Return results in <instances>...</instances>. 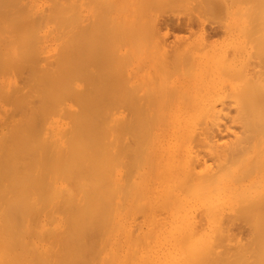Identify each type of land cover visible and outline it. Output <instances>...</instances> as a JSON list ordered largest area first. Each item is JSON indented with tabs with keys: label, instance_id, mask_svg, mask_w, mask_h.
<instances>
[{
	"label": "bare ground",
	"instance_id": "6f19581e",
	"mask_svg": "<svg viewBox=\"0 0 264 264\" xmlns=\"http://www.w3.org/2000/svg\"><path fill=\"white\" fill-rule=\"evenodd\" d=\"M96 1H93L94 6ZM175 1L179 3L178 0ZM149 2H155L161 6L163 3L168 4L170 0H166L167 3L165 0L160 2L149 0ZM171 2L174 1L171 0ZM85 3L89 2L86 0H0V264H26V257H22L21 254L20 257L15 249L18 246L28 247L31 244L36 245V248L46 245L49 249L55 244L63 250H88V252L95 251L97 248H103V250L108 248L109 250L110 247L119 246L138 247V250H141L139 247L159 248V251H161L160 248L165 250L187 248L207 252L217 249L220 252L226 249L228 251L236 249L237 252H246L245 257L248 264H264V103L261 100L262 87L260 91H257V95H254L258 96V92L259 95L261 93L262 96H258L260 100L251 95L255 92L249 91L250 96L256 100L255 104H252L253 101L250 102L249 98L250 101L245 100L248 101L247 103L240 101L248 94V91L240 90L242 86H245L243 83L239 89L236 88V91H233L234 93L230 92L234 94L235 98L232 97L231 101L235 104H226L233 102L230 99L228 102L222 100V96L220 99L224 103L220 100L218 101L221 103L215 100L220 104L213 103L214 101L205 102V99L197 97L202 89L194 97L190 91L192 99L188 100L192 101L191 103L190 101L170 103L168 101L170 92L168 93L166 88L163 92L166 91L168 95L165 96V93H162L165 97L161 98L159 92L163 88L161 89L160 85H158L159 88L153 89L149 86L150 91L147 89L150 93L155 90L156 94L160 95L159 99L155 98L158 102L150 98L151 95H148L149 98L145 97L142 91L141 95H138L140 91L135 93L138 95L137 99L136 95L127 92L128 90L123 89L122 91L121 89L125 87L121 86L120 89L119 81H115V77L119 75H114L111 70V72L108 70L111 69L109 67H113L114 57L122 53L114 57V54L112 56H109L110 53L105 54L108 56L107 59L113 57L112 60L110 58L112 65L104 69L109 63L102 64L100 67L98 64L96 65L98 70L95 67L96 72L91 70L95 69L90 65L91 51L92 54L95 52V56L92 55L95 61L91 63L94 66V62L98 63L105 58L104 53L108 48L103 47L107 42L101 45L102 35L106 32L105 27L102 29L105 32H101L102 27H99L101 18L104 19L106 16H102L101 13L102 17L95 18L97 21L94 20L95 28L88 25L90 26V31H88L86 25L90 17L85 19L86 22L88 21L86 25L84 17L88 15L87 9L90 4H87L89 7L86 8ZM100 4L96 6L99 7ZM202 5L207 7L206 4ZM120 8L115 12L118 11L119 14ZM166 8L168 7L164 10ZM151 9H153L152 5ZM138 10L142 9L138 8L136 11ZM98 11L95 14L99 13ZM111 11H113L111 15L116 17L114 10ZM248 11L250 9L245 11L246 15ZM121 13L120 15L123 16L121 19L129 20L130 16L126 19L125 14ZM141 13L139 11V14ZM157 13L159 14V8ZM250 14L248 13L251 22L254 13L250 11ZM193 15L191 17H194ZM94 16L93 14V18ZM132 17L129 22L133 21ZM138 18L136 19L139 20ZM110 19L108 26H113L110 23L114 19L112 17ZM253 19L255 21L256 18ZM118 20L119 18L115 19L117 23L124 22ZM190 20L186 23L180 21L172 25V29L176 27L182 29L185 24L188 27ZM90 21L93 22V20ZM157 21L153 22L155 26L160 22L159 19ZM126 23L122 26L130 24ZM159 24L160 27L157 25L159 28L155 26L154 28L159 29L160 33L156 31L155 34L158 32L160 38L155 37L162 40L165 46L167 42L166 37L163 38L164 30L161 33L160 29L165 28L167 24ZM130 25L127 27L130 28ZM161 25H164L163 28ZM254 25L251 29H254ZM143 27L140 28L143 29ZM117 28H115L116 31ZM91 29L95 30V33L93 32L94 47H92L94 41L91 40L93 31ZM112 31L110 35H116L114 30ZM244 31L242 33H246V37H249L248 31ZM124 32L126 33V30H122L121 34ZM107 35L103 39L110 42L111 38L109 36V40ZM138 35L135 34V37L137 38ZM167 35L168 33L165 36ZM147 39L149 40V37ZM208 42L210 43L211 40ZM263 42L264 40L261 41V47L264 46ZM212 45L210 43L209 46ZM245 46L248 45L245 44ZM189 47L187 49H193L194 45ZM92 48H95V51ZM100 48L101 51L105 49L104 58L102 54L99 58ZM111 48H108V52ZM166 48L169 49L166 50L167 52L174 49ZM162 49L163 53L165 49L163 51ZM180 49L177 48L175 53L172 51L169 53L176 55ZM128 50L126 49L125 53ZM189 50L186 51L188 54L191 52ZM261 50L260 56L261 54L263 56L264 49ZM130 51L133 50L130 49ZM227 51L232 54L230 48ZM173 54L170 55V60ZM122 58L124 59V56ZM256 59L255 57L253 59L255 63ZM227 60L228 58L221 59L224 63ZM248 60L250 61L251 58ZM262 60L263 58L259 57L260 66H264ZM206 61H208L207 58ZM246 66L252 71L253 67L251 68L249 63ZM164 69L163 67L161 70ZM129 71L130 69L125 70L126 73ZM225 71L224 73H228ZM120 72L123 73V70ZM253 72L255 71L253 70L251 75ZM231 73L234 74L228 73V75H235V72ZM256 73H254L255 76ZM131 74L126 75L132 76ZM244 75L246 76L242 73V76ZM248 76L250 77V73ZM257 77L252 78L254 83L257 82ZM137 80L139 83L140 79ZM134 83L136 84L135 81ZM246 83L249 85L248 82ZM258 85L256 84V87ZM128 88H130L129 85ZM132 89L134 90L135 86ZM172 90L170 91L177 93V89ZM185 91L183 88L181 92L186 95ZM241 92L244 93L242 95L244 98L241 96L242 99L239 98ZM230 93L227 94V99L229 95H232ZM200 94L202 95V92ZM142 95L148 98V103L138 101L139 96L144 100ZM175 95L178 97L177 94ZM214 96L211 97L216 99ZM188 97L189 95L183 98L186 100ZM177 99L174 101H178ZM234 99L240 102L237 103ZM237 224L246 227L245 239L238 235L240 233L234 232ZM21 234L24 238L26 234L42 236L52 234L58 235L57 238L60 235V239L54 236L57 240H52L55 242L51 245L49 239L45 240L48 241L45 244L44 241V243L39 242L33 237L28 238L29 240L21 239ZM61 235H63L62 238ZM41 239L44 240V238ZM215 252L217 256V251ZM227 254L225 253L223 256L226 255V257L223 258L230 263L234 260L231 258L233 255L227 256ZM79 256H85L81 254L76 256L79 260L81 259L82 264L83 260ZM236 256L235 260L239 261ZM86 257L83 259L89 261ZM189 257L187 255L185 258L189 259ZM72 258L74 259L73 256ZM61 259L59 258L58 261L60 264L67 262ZM78 259L76 263L79 264ZM220 260L224 261L222 258ZM220 260L217 259V261ZM38 263L41 264L40 261Z\"/></svg>",
	"mask_w": 264,
	"mask_h": 264
},
{
	"label": "rangeland",
	"instance_id": "374dc122",
	"mask_svg": "<svg viewBox=\"0 0 264 264\" xmlns=\"http://www.w3.org/2000/svg\"><path fill=\"white\" fill-rule=\"evenodd\" d=\"M85 1V0H84ZM86 1H88L89 3H85L86 4V8L87 7H91V9H90V7L87 9L89 12H87V16L86 17H84V23H85V25L87 24V22L89 21V23L86 25L87 26V28H88V31H90V29H89V27L90 26H88V25H92V27H94L95 26V24H96V22H94V20L95 21H97L96 19L98 18V17H102V16H106V18L104 17V19H103V17L101 18V26H99V27H102V28H100L101 30L102 29H104L103 27H105V30H106V32H109V33H106L105 32V30L103 31H101V32H105V33H103V38H106V35H107V38L110 40V38H111V40H110V42L107 40V41H105L106 39H103L102 38V44L101 45H103L105 42H107V43H105V45H103V47L106 49V47H108V48H111V47H113V48H111V49H109V52H108V48L106 49V51H105V53H104V50L105 49H102V51H101V48H100V56H99V58H101V54L103 55V53H104V55L106 54V55H108V53H110L109 54V56H112L113 54V57L114 56H117V55H119V54H121L122 55V57L124 56V59L121 57V55H119V56H117V57H119L118 59H117V57H114V59L112 60V58L113 57H110L111 58V60H112V63H114V64H116V66H118V67H116L114 64L112 65V63H111V60H110V58L109 59H107L108 58V56H106L105 55V58H104V55H103V57L102 58H104L105 59V61H104V59L102 60L101 59V61L100 62H94L93 64H94V66L91 64L93 61H95V59H94V57L92 56V55H94L95 56V52L92 54V51H91V63H90V65L92 66V68L94 67H96L97 68V70H98V67L96 66V65H98V64H100L99 65V67L100 66H102V64H104V65H107V63H109L108 64V66H103L104 67V69H107V67H109V65L111 66H115L114 68L116 69H114V71L112 70V68L113 67H109V68H111V69H108L109 71L111 70L112 72H113V74L114 75H119V76H117V78L115 77V81H119L118 83H120L119 85V88L121 89L122 87H125V88H122L121 90L122 91H126V90H128L127 92H129V93H131V94H134V96L137 94V93H139V91L141 92H143V95L145 96V97H148V95H151V96H149L150 98H154V100L156 101V102H158V100L157 99H159L160 98V95H161V98H163L164 99V97L166 96V95H168L167 94V92L165 91V92H163L165 89L164 88H166V90L168 91V93H169V95L172 97H170L169 95H168V98H169V102L170 103H176V102H183V103H188V101H190L191 99H192V97H194L195 95H196V93L198 94V91L200 90V89H202L201 91H199L200 93L202 92V95L199 93V95L197 96V97H199L200 96V98H202V99H205L204 101L205 102H211L212 103V101H214L213 103H216V104H220L221 102L220 101H222L223 99H224V101L225 100H227V102L229 101V99H230V101L232 100V97H234L233 95V91H236V88H240L241 87V84L243 83V85L245 84V86L247 87H245V86H242L241 87V91L243 92V90L242 89H244L246 92L248 91V94H247V97H246V95H245V97L247 98H245V99H243V100H240V99H242V97L244 98V96H242V95H244V93L242 94V92L241 93H239L240 95V99L239 98H236V99H239L241 102L242 101H245V100H249L250 102H252L253 101V103L252 104H255V102L254 101H256V100H254V98L253 97H251L250 96V94L251 93H253V92H255V93H253V94H251V95H257L256 93H257V91H260L261 90V87H262V94H263V96L261 95V93H260V95L262 96V98H261V100H263V103H264V77H263V75H264V66H260L261 65V63H259L260 62V60H259V62H258V59H259V57H261V59L263 58V60H262V65H264V55L262 56V54H261V56H260V53H262L261 51V49L263 48L264 49V46L263 47H261L262 45V43H261V41L262 40H264V16L262 17V15H264L262 12H264V0H178V2L179 3H177V1H175V0H173L174 2L172 3L171 2V0H170V2H168V4H165V3H163L161 6H160V4H158V3H156L155 4V2L153 3H150L149 2V0H147V2H148V7H147V2H146V0H132L131 2H129L130 0H111L110 1V3H109V0H105L104 2H103V0L102 1H100V0H86ZM93 1H96L95 2V6H94V3H93ZM143 1V3H141ZM145 1V2H144ZM153 1V0H152ZM161 1V0H160ZM159 0H158V2H160ZM101 2H103L102 4H100ZM105 2H106V4H105ZM114 4V6H113V4ZM164 2V1H163ZM165 2H166V0H165ZM204 2V3H203ZM136 3H137V5H136ZM139 3H140V5H139ZM167 3V2H166ZM187 3V4H186ZM199 3H200V5H199ZM207 3H209L208 5H207ZM89 6H88V5ZM97 4H100L99 5V7L98 6H96ZM108 4H111V5H108ZM165 4V5H164ZM202 4H206V6L207 7H205L204 5H202ZM102 5H103V7H102ZM150 5V6H149ZM151 5H152V7H153V9H151ZM165 7H168V8H166L165 10H164V6ZM210 5V6H209ZM228 5V6H227ZM105 6H106V8H105ZM107 6L109 7V8H107ZM112 6V7H111ZM124 6V7H123ZM134 6V8L132 9V7ZM138 7L139 9H142V10H138V11H136L138 8H136L135 9V7ZM247 6H248V9H247ZM93 7H95V8H93ZM96 7H97V10H99L98 12L99 13H97V14H95L96 13V11H95V9H96ZM100 7H102V8H100ZM113 7L115 8V9H113ZM121 7V8H120ZM126 7H127V9H126ZM146 7V8H145ZM161 7H162V9L164 10H162L161 9ZM204 7V8H203ZM209 7V8H208ZM118 8H120V11L121 12H123V13H121L120 11H119V14L117 13V12H115V10L117 9V10H119ZM123 8V9H122ZM124 8L126 9V10H124ZM158 8H159V14H161L160 16H159V14L157 13V10H158ZM202 8V9H201ZM207 10H206V9ZM228 10H227V9ZM90 9V10H89ZM94 10V12H93V10ZM109 9V10H108ZM132 9V10H131ZM146 9V10H145ZM168 9V10H167ZM249 10L250 9V11H251V13H254L253 15H252V20H251V22H250V19H251V17L248 15V13L250 14V11H248L247 12V15H246V10ZM103 10H105L104 11V13L102 12ZM111 10H114V12L116 13H114L115 15H116V17H113L111 14H112V12L113 11H111ZM123 10V11H122ZM206 10V11H205ZM214 10V11H213ZM227 10V11H226ZM238 10V11H237ZM245 10V11H244ZM111 11V12H110ZM128 12V14H127V12ZM136 11V12H135ZM139 11H140V13L141 14H139ZM161 11V12H160ZM205 11V12H204ZM236 11V12H235ZM132 12V13H131ZM133 12H134V14H133ZM138 12V13H137ZM144 12V13H143ZM200 12V13H199ZM209 12V13H208ZM91 13V14H90ZM101 13H102V16H101ZM120 13L121 14H125V18L127 19V18H129V16H130V18L134 15V17H132V19H133V21L131 20L130 22H129V20H130V18H129V20L127 21V20H125L124 18H122V19H124L123 21H122V19H121V16L122 15H120ZM130 13V14H129ZM137 15H136V14ZM243 13V14H242ZM93 14L95 15L94 16V18H93ZM100 16H99V15ZM105 14V15H104ZM108 14H110L111 15V17L114 19H112L113 20V22L115 21V19H117V18H119V20H121L123 23L122 24H124V23H126V22H128V23H132V22H134V24L132 23L131 25L130 24H128V25H130V28H128L127 26H126V24L124 25V27H125V29H124V27L122 26V24H121V22H111L110 23V25H113L114 26V29H113V26H108L109 25V22H110V15H108ZM133 14V15H132ZM194 14V15H193ZM114 15V16H115ZM194 16V17H191V16ZM199 15V16H198ZM251 15V14H250ZM258 15H260V16H258ZM117 16H119V17H117ZM138 16H140L139 18H138ZM142 16V17H141ZM155 16H156V19H155ZM198 16V17H197ZM88 17H90V18H88ZM123 17V16H122ZM188 17H189V19H188ZM191 17V18H190ZM250 17V18H249ZM256 18L255 19V21H253L254 19L253 18ZM88 18V19H87ZM96 18V19H95ZM136 18H138L139 20H137ZM152 18V19H151ZM159 19V23H162V24H167V26L165 25V28H163V26L164 25H161L162 27L161 28H163V29H160V31H161V33L163 32V30H164V35H163V38H165V41L167 42H165L166 44H164L165 46H163V42H162V40H160L159 38H160V35H158L160 32L158 31L159 29H157V30H155L160 24L159 23H157V25L155 26V23H156V21ZM198 18V19H197ZM261 18V19H260ZM85 19H87L88 21L86 22V20ZM136 19V20H135ZM146 20V22H144L145 20ZM191 19V20H190ZM260 20L259 22L257 21V20ZM90 20H93V22L91 23V21ZM107 20H108V22H107ZM118 20V21H119ZM142 20V21H141ZM188 20H190L189 21V25H188V27L187 26H183V28L182 29H179V28H174V29H172V25H174V24H177L178 22H180V21H182L183 23H186ZM248 20V21H247ZM262 20V21H261ZM102 21H103V23H102ZM105 21H106V23H107V26H106V23H105ZM126 21V22H125ZM135 21H137V22H135ZM155 21V23H153ZM185 21V22H184ZM254 23H253V22ZM257 21V22H256ZM158 22V21H157ZM165 22V23H164ZM249 22H250V24H249ZM261 22V23H260ZM95 23V24H94ZM105 23V24H104ZM151 23V24H150ZM252 23V24H251ZM119 24V25H118ZM255 24V25H254ZM262 24H263V26H262ZM100 25V24H99ZM118 25V26H117ZM133 25V26H132ZM140 27H143V29L142 28H140ZM252 25H254V29H251V26ZM120 27V28H117V27ZM121 26H122V29H121ZM132 26V27H131ZM154 26L156 27V28H154ZM228 26V27H227ZM230 26V27H229ZM255 26H256V28H255ZM91 27V28H92ZM107 27H109V28H111V29H109V28H107ZM137 27V28H136ZM160 27V26H159ZM158 27V28H159ZM215 27H216V29H215ZM227 27V28H226ZM248 27V28H247ZM95 28V27H94ZM109 29V30H107V29ZM115 28H117L118 30V32L116 31V29ZM127 28V29H126ZM133 28V29H132ZM149 28H150V30H149ZM167 28V29H166ZM245 28H247V30L245 29ZM249 28H250V30H249ZM252 28H253V26H252ZM136 29V30H135ZM218 29V30H217ZM244 29H245V31H244ZM256 29V30H255ZM263 29V30H262ZM91 30H93L92 31V36H91V32H89L90 33V36H91V40H93V37H94V34H93V32L95 33V30L94 29H91ZM111 30V31H110ZM112 30H114V32L116 33V35H110L111 34V32L113 33V31ZM122 30L123 31H125L126 30V33L124 32V33H122L121 34V32H122ZM129 30V31H128ZM146 30V31H145ZM215 30V31H214ZM255 30V31H254ZM121 31V32H120ZM128 31V32H127ZM137 31V32H136ZM141 31V32H140ZM156 31H158L156 34H155V32ZM213 31H214V33H213ZM218 31V32H217ZM225 31V33H227V34H225V33H223ZM228 31V32H227ZM247 32V33H249L250 35H248L249 37H246L247 36V34L246 33H242V32ZM254 31V32H253ZM149 32V33H148ZM152 34H151V33ZM256 32V33H255ZM118 33H120V34H118ZM130 33V34H129ZM141 33V34H140ZM144 33V34H143ZM168 33V35L167 36H165L166 34ZM255 33V34H254ZM134 34V35H133ZM135 34H139L138 35V37L136 38L135 37ZM151 34V35H150ZM223 34H225V36L223 35ZM252 34V35H251ZM127 35V36H126ZM143 35V36H142ZM154 35V36H153ZM255 35V36H254ZM257 35V36H256ZM259 35V36H258ZM109 36H110V38H109ZM115 37V38H112V37ZM137 36V35H136ZM149 37V40L147 39L148 37ZM151 36V37H150ZM154 38H153V37ZM158 37L159 36V38L157 39L156 37ZM208 36V37H207ZM118 37H119V39H118ZM135 37V38H134ZM141 37H142V39H141ZM144 37H146V38H144ZM162 37V36H161ZM210 37V38H209ZM240 37V38H239ZM254 37V39H252ZM257 37V38H256ZM259 37V38H258ZM124 38V39H123ZM151 38V39H150ZM156 38V39H155ZM248 38H249V40H248ZM117 39V40H116ZM136 39V40H135ZM144 39V40H143ZM167 39V40H166ZM209 39V40H208ZM237 39V40H236ZM104 40V41H103ZM158 40L161 42H158ZM210 41L211 40V44H213L212 46H209L210 45V43L208 42H205V41ZM214 40V41H213ZM247 40H248V42H247ZM250 40H251V42H250ZM261 40V41H260ZM94 41V43L92 44L93 46L92 47H94V45H95V40H93ZM129 41H131V42H129ZM136 41V42H135ZM187 41V42H186ZM212 41H213V43H212ZM258 41V42H257ZM260 41V42H259ZM118 44H117V43ZM145 42V43H144ZM155 42V43H154ZM247 42V43H246ZM252 42H253V45H252ZM101 43V42H100ZM108 43H109V45H111V47H109V45H108ZM115 43V44H114ZM120 43H122V44H120ZM157 43V44H156ZM204 43V44H203ZM249 43V44H248ZM258 43V44H257ZM260 43V44H259ZM138 44V45H137ZM151 44V45H150ZM197 44V45H196ZM206 44H207V46H206ZM245 44H247L248 46L246 47L245 46ZM152 45L155 47H152ZM161 45H162V48H164L165 49V51H163L164 49H162L161 48ZM194 45V47L196 46V48H194L193 47V49L191 48L192 46ZM204 45V46H203ZM237 45V46H236ZM250 45V46H249ZM260 45V46H259ZM263 45H264V42H263ZM125 46H127L126 47V49L129 51H127L126 53H125V51H126V49L124 50V47ZM160 48H159V47ZM189 46H191V47H189ZM214 46H215V48H214ZM244 46V47H243ZM96 47V46H95ZM102 47V48H103ZM119 47V48H118ZM129 47V48H128ZM166 47H169L170 49L171 48H174V49H172L171 51L172 52H176V50H177V48L178 49H180L179 50V52L177 51V54L176 55H174L173 53H169V52H171V51H169V52H167L169 49H167ZM191 48L190 50H191V52H189V54H188V52H186L187 50H189V49H187V48ZM240 47V48H239ZM249 47H251V48H249ZM258 48V50H257V48ZM261 47V49H259ZM158 48V49H157ZM183 48V49H182ZM212 48V49H211ZM230 48V51L232 52V54L230 53H228V49ZM237 48V49H236ZM246 48H248V49H246ZM253 48H255V49H253ZM93 49V48H92ZM95 49V48H94ZM93 49V51H95ZM130 49L131 50H133V51H130ZM145 49H147V51L145 52ZM161 49H162V51H163V53L161 52ZM209 49H211V50H209ZM251 49V50H250ZM112 50V52H110ZM114 50V51H113ZM118 50V51H117ZM124 50V51H123ZM155 50V51H154ZM167 50V51H166ZM175 50V51H174ZM182 50V52H180ZM189 50V51H190ZM216 51V52H214V51ZM233 50V51H232ZM238 50V51H237ZM259 51V52H257V51ZM157 51V52H156ZM217 51H221V52H217ZM241 51V52H240ZM252 51V52H251ZM264 51V50H263ZM114 52V53H113ZM117 54H116V53ZM166 52V53H165ZM184 52V53H183ZM194 52V53H193ZM206 52H208V53H206ZM237 52V53H236ZM250 52H251V57H250ZM258 54V55H256V53ZM112 53V54H111ZM167 53H169L168 55H166ZM191 53V54H190ZM206 53V54H205ZM253 53V54H252ZM163 54L165 55V56H163ZM174 55V56H172V58H171V60L169 59V57H170V55ZM241 54V55H240ZM264 54V53H263ZM129 55V56H128ZM135 55V56H134ZM159 55V56H158ZM187 55V56H186ZM189 55V56H188ZM193 56L192 57V60H191V56ZM205 55V56H204ZM207 55V56H206ZM229 55H232V56H229ZM252 55H255V56H252ZM142 56V57H141ZM168 56V57H167ZM206 57L207 58V60L208 61H206V58L204 59V57ZM219 56V57H218ZM223 58H222V57ZM228 56V57H227ZM121 57V58H120ZM132 57V58H131ZM167 57V58H166ZM187 57H189V58H187ZM200 57H201V59H200ZM203 57V58H202ZM221 57V58H220ZM254 57L255 58H257L256 59V63H255V61L253 60L254 59ZM129 58H131V59H129ZM198 58L200 59V60H198ZM228 58V62L227 61H225V63L223 62V61H221V59L222 60H224V59H227ZM230 58V59H229ZM251 58V62L248 60V59H250ZM120 59H122V60H120ZM125 59H126V62H125ZM215 59H216V61H220V62H216L215 61ZM107 60H109V61H107ZM118 60H119V63H117L118 62ZM161 60V61H160ZM169 60V61H168ZM209 60H210V62H209ZM213 60V62H211ZM232 60V61H231ZM253 60V61H252ZM116 61V62H115ZM124 61V62H123ZM128 61V62H127ZM165 61V62H164ZM247 61H248V63H249V66H251L252 64L253 65H255V64H257V65H255V66H258V67H255V66H251V68L253 67V69H252V71L254 70L255 72H253V74L252 75H254V73H256V71H257V73H256V76H258L257 78V82L256 83H254V80L252 79V78H256V76L254 75V76H252L251 75V70H249V68L250 67H248V66H246V64H248L247 63ZM102 62V63H101ZM104 62H106V63H104ZM121 62V63H120ZM163 62H164V64H163ZM169 62V63H168ZM216 62V63H215ZM162 63V64H161ZM166 63H167V65H166ZM173 63V64H172ZM201 63V64H200ZM252 63V64H251ZM255 63V64H254ZM123 64V65H122ZM190 64V65H189ZM191 64L193 65V66H191ZM197 64V65H196ZM212 64H213V66H212ZM218 64V65H217ZM163 65V66H162ZM169 65V66H168ZM206 65V66H205ZM226 65V66H225ZM91 66H90V68H91ZM138 67V68H136V67ZM200 66V67H199ZM224 66H225V68H224ZM120 67H121V69H120ZM122 67H123V69H122ZM142 67V68H141ZM163 67L165 68L164 70H161V69H163ZM166 67H167V69H166ZM189 67V68H188ZM210 67V68H209ZM247 67V68H246ZM260 67H261V69H260ZM96 68L95 69H91L92 71H97L96 70ZM125 68V69H124ZM126 68H128V69H130V71L128 72V73H126L125 72V70H127L128 71V69H126ZM144 68V69H143ZM120 69V70H119ZM131 69H132V71H131ZM149 69V70H148ZM258 69V70H257ZM260 69V70H259ZM108 70H106V71H108ZM123 70V73L122 72H120V71H122ZM169 70V71H168ZM194 70V71H193ZM224 70H226V71H228V73H230V75L231 74H234V73H231V72H235V75L237 74L238 76L236 77L235 75H232V76H229L228 75V73L226 74V73H224ZM263 70V71H262ZM110 71V72H111ZM117 71V72H116ZM136 73V74H134V72ZM162 71H163V73H162ZM191 71H192V73H191ZM216 71V72H215ZM248 71H251V72H249L250 73V77L248 76L249 75V73H248ZM261 71V72H260ZM124 72L126 73V74H131V72H132V76L134 77V78H132V76H130V75H126V74H124ZM167 72H169V73H167ZM194 72V73H193ZM116 73V74H115ZM119 73V74H118ZM149 74V77H147V75ZM242 73H245L246 74V76L244 75V76H242ZM260 73V75H258ZM261 73H263V74H261ZM121 74V75H120ZM166 74V75H165ZM191 74V75H190ZM151 75V76H150ZM165 75V76H164ZM241 75V76H240ZM122 76V77H121ZM126 76H129L128 78L126 77ZM146 76V78L144 79V77ZM164 76V77H163ZM208 76V77H207ZM112 77V76H111ZM123 78V80H121V78ZM124 77H125V79H124ZM165 77H168V78H165ZM249 77V78H248ZM263 77V78H262ZM114 78V77H113ZM140 79L139 80V83L137 82L138 80L137 79ZM142 78V79H141ZM117 79V80H116ZM120 79V80H119ZM128 79H129V81H128ZM137 81H136V80ZM150 79H151V81H150ZM154 79V80H153ZM223 79V80H222ZM250 79V80H249ZM263 79V80H262ZM126 80H127V82H126ZM164 80V81H163ZM193 80V81H192ZM247 80V81H246ZM251 81V82H249V81ZM134 81L136 82V84H137V87H136V84L134 83ZM140 81H141V83H142V85H141V83H140ZM244 81H245V83H244ZM252 81H253V83H252ZM116 82V83H117ZM122 82H123V84H122ZM126 82V83H125ZM223 82V83H222ZM246 82H248V84L249 85H247V83ZM130 83H134V84H131L130 85ZM210 83V84H209ZM219 83V84H218ZM234 83V84H233ZM252 83V84H251ZM162 84H164V85H162ZM196 86H195V85ZM212 84H213V87H212ZM256 84L258 85L257 87H256ZM109 85V84H108ZM125 85H127V86H125ZM128 85H129V87L130 88H128ZM147 85V86H146ZM158 85H160V88L162 87L163 88V90H161L160 92H159V97H158V95L156 94V91H155V94H156V96H154L155 94H154V91H151V93L152 94H154V95H152L149 91H150V89H153V88H159L158 87ZM177 85H178V87H177ZM222 85H224V86H222ZM122 86V87H121ZM134 86H135V89L136 88H138L137 90H138V92H137V90H133L132 89V87L134 88ZM149 86L150 87H152V88H150L149 89ZM164 86V87H163ZM182 86H185V87H182ZM187 86V87H186ZM194 86H195V88H194ZM209 86V87H208ZM216 88H215V87ZM222 86V87H221ZM252 86H253V88H252ZM260 86V87H259ZM206 87V88H205ZM256 87V88H255ZM161 88V89H162ZM177 89V93H175V91L174 92H172L173 90L172 89ZM183 88H184V91L185 92H187L188 93V95H189V97L185 100L183 97H186V96H188L187 95V93H186V95L185 94H183L181 91L183 90ZM212 88V89H211ZM224 88H226V89H224ZM124 89V90H123ZM149 91H148V90ZM189 89V90H188ZM208 89V90H207ZM219 89V90H218ZM247 89V90H246ZM251 89V90H250ZM256 89H258V90H256ZM129 90H131V92L129 91ZM158 90H160V89H158ZM170 90H172V91H170ZM193 90H195V91H193ZM221 90V91H220ZM226 90V91H225ZM145 91V92H144ZM190 91H192V93L190 92ZM212 91V92H211ZM220 91V92H219ZM233 92V93H230V92ZM238 91V90H237ZM249 91L251 92L250 94H249ZM134 92V93H133ZM142 92L141 93H139L138 95H141L142 94ZM147 92H149V93H147ZM193 92H194V94H193ZM206 92H207V94H206ZM222 92H223V94H222ZM246 92H245V94H246ZM136 93V94H135ZM157 93H158V91H157ZM165 95H163V94ZM172 93H174V94H172ZM189 93H191V94H189ZM209 93V94H208ZM216 93V94H215ZM232 94V95H229V97H228V99L226 98L227 97V94ZM236 93V92H235ZM238 93V92H237ZM175 94H177V96L178 97H176V95ZM218 94H220V95H218ZM138 95H136L135 97L137 98L138 97ZM143 95L141 96L144 100H142L141 98H140V96H139V100L138 101H140V102H142V103H146V101L148 100V98H144L143 97ZM163 95V96H162ZM172 95H174V96H172ZM182 95V97H180ZM183 95H185V96H183ZM213 95H215L214 97H216V99H213V97H211V96H213ZM216 95H218V96H216ZM223 95H225V97H223ZM236 95V94H235ZM248 95H249V97H248ZM259 95V92H258V96H260ZM154 96V97H153ZM192 96V97H191ZM205 97V98H203V97ZM220 96H222V100L220 99ZM238 96V95H237ZM242 96V97H241ZM258 96H254L255 98L256 97H258ZM175 97V98H174ZM217 97H218V99H217ZM231 97V98H230ZM155 98H157V99H155ZM176 98H178L177 100L178 101H174V99H176ZM226 98V99H225ZM235 98V97H234ZM249 98V99H248ZM259 98V97H258ZM138 99V98H137ZM142 101H141V100ZM170 99H173L172 101H170ZM188 99H190V100H188ZM257 99V98H256ZM215 100H217V102H220V103H217ZM218 100H220V101H218ZM235 100V99H234ZM238 100V101H239ZM259 100H260V98H259ZM237 103H238V101L237 100H235ZM239 101V102H240ZM123 102V101H122ZM161 102H162V100H161ZM192 101H190V103H191ZM231 102H233V101H231ZM248 101H245L244 103H247ZM120 103H121V101H120ZM147 103H148V101H147ZM222 103H224L223 101H222ZM226 103V102H225ZM258 103H260V102H258ZM226 104H235V102H233V103H226ZM236 227L238 226V228H236V227H234V232L235 233H240V234H238V235H240V237L241 238H243L244 237V239L246 238V236H247V230L246 231H244L245 230V228L246 227H244V226H242L241 227V225H239V224H237V225H235ZM240 226V227H239ZM26 235H29V236H26ZM25 235V238H24V235L22 236V234H21V239L23 238V239H25V240H27L28 238H34V239H36V240H39V242H41L42 241V243H44L45 242V244H47L48 243V241H50L51 242V245H52V243H54L55 241H52V240H55L56 238H57V236H55V235H38V234H26ZM34 235V236H33ZM37 235V236H36ZM54 236L56 237L55 239H54ZM62 236L63 235H61V238H62ZM44 238V240L43 239H41L40 240V238ZM59 237H60V235H59ZM58 237V238H59ZM52 238V239H51ZM57 238V239H58ZM49 239V240H48ZM51 239V240H50ZM56 239V240H57ZM60 239V238H59ZM29 240V239H28ZM45 240H48L47 242L45 241ZM44 241V242H43ZM32 245V246H31ZM31 245H28V247H25V246H18V247H23V248H21V249H19L17 246V248H18V250H17V248L15 249V252H17V254L21 257V255H22V257H26V264L28 263H31L32 261V263L31 264H40V263H38V261H40L41 262V264H54V263H59L60 264V262H58L59 261V258L61 259V257H63V259H61V260H63L64 261V257H68V259H67V257H66V259H65V262H66V260H67V262L65 263V262H63V263H65V264H69L70 262L72 263V264H75L76 262H77V257H78V255L79 254H81L82 256H88L89 258H87L89 261H85L83 258H85V257H80V258H82V260H83V263L82 264H184V262H186L185 264H218V262H219V264H232V262L233 261H235V263L237 262L238 264H248L247 263V261H246V252H244V251H241L243 254H240L241 252L240 251H238L237 252V250L236 249H234L235 250V252L233 253V249H230L229 251H228V249H226V250H224V252H222V250H221V252H220V250L219 249H217V250H211V251H203V250H190V249H187V250H189V251H187L186 249H172V248H168V249H161L160 248V250L161 251H159V248H146V247H139V249H141V250H138V247H126V246H124V247H121V246H119V247H110V249L108 250V248H105L104 250H103V248H97L95 251L94 250H92L91 252H88V250L87 251H84V250H82V251H76V250H63L62 248H60V247H58V245L56 246L55 244H53L52 246L53 247H50V249L47 247L46 248V245H44V246H40V248H36L37 246L36 245H33V244H31ZM56 246V247H55ZM58 248L57 250H55V248ZM25 248H26V250H25ZM60 248V249H59ZM112 248H114V249H117V250H114V249H112ZM134 248H135V250H136V253H135V250H134ZM24 249V250H23ZM33 249H35V250H33ZM38 249V250H37ZM46 249H49L48 251H46ZM63 251H62V250ZM121 249V250H120ZM20 250V251H19ZM29 250V251H28ZM40 250V251H39ZM44 252H43V251ZM61 250V251H60ZM156 250V251H155ZM178 250V251H177ZM53 251V252H52ZM67 251V252H66ZM90 251V250H89ZM187 251V255H188V257H189V255H190V257H189V259L188 258H185L187 255H185V252ZM215 251H217V256L215 255ZM232 251V252H231ZM102 254V255H100V253ZM110 252V253H109ZM193 252V254H191ZM212 252H214L213 253V255H212ZM218 252H220V254L221 253H223V254H221L222 256H220V254L218 253ZM230 252V253H229ZM48 253V254H47ZM59 253V254H58ZM93 253V254H92ZM189 253V254H188ZM227 254V256H230V254H232L233 256H231V258L232 259H234V260H231V262H230V260H228L230 263H228L227 262V260L226 259H224L225 257H226V255L225 256H223L224 254ZM236 253V254H235ZM239 253V254H238ZM21 254V255H20ZM201 256H200V255ZM206 254V255H205ZM209 254L212 256H209ZM27 255V256H26ZM41 255V256H40ZM43 255V256H42ZM46 257H45V256ZM52 255V256H51ZM55 255V256H54ZM192 255V256H191ZM205 255V256H204ZM236 255H238V257L236 256ZM39 258H38V257ZM50 256V257H49ZM70 256H71V258H70ZM72 256L74 257V259L72 258ZM77 256V257H76ZM182 256L184 257V258H182ZM195 256V257H194ZM198 256V257H197ZM220 256V257H219ZM235 256H236V258H237V260H239V261H236L235 260ZM239 256H242L241 258L239 257ZM32 257V259L30 260V258ZM47 257H49L48 259H47ZM54 257V258H53ZM58 257V258H57ZM77 259H76V258ZM200 257V258H199ZM206 257H208V259H206ZM215 257V258H214ZM224 257V258H223ZM244 257H245V260H244ZM28 258V259H27ZM46 258V259H45ZM71 260H70V259ZM91 258V259H90ZM105 258V259H104ZM110 258V259H109ZM172 258V259H171ZM202 258V259H201ZM223 259L224 261H222V260H220V259ZM45 259V260H44ZM49 259L51 260L50 262H49ZM75 259H76V261H75ZM178 259H179V261H178ZM180 259H182L181 261H180ZM196 261H195V260ZM209 259H211V260H209ZM217 259H219L220 261H217ZM55 260V261H54ZM60 260V261H61ZM171 262H170V261ZM206 260V261H205ZM214 260V261H213ZM242 260H243V263H242ZM53 261V262H52ZM70 261V262H69ZM97 261V262H96ZM99 261V262H98ZM123 261V262H122ZM175 261V262H174ZM177 261V262H176ZM190 261V262H189ZM212 261V262H211ZM241 261V262H240ZM245 261H246V263H245ZM75 262V263H74ZM78 262H79V264H81L80 262H81V259L79 260L78 259ZM109 262V263H108ZM235 263H233V264H235ZM61 264H62V262H61ZM76 264H78V263H76Z\"/></svg>",
	"mask_w": 264,
	"mask_h": 264
}]
</instances>
